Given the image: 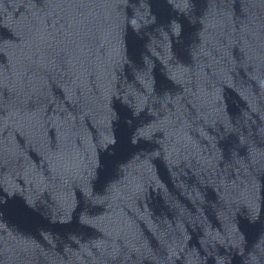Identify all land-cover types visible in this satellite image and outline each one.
<instances>
[{"label":"water","instance_id":"95a60500","mask_svg":"<svg viewBox=\"0 0 264 264\" xmlns=\"http://www.w3.org/2000/svg\"><path fill=\"white\" fill-rule=\"evenodd\" d=\"M0 264H264V0H0Z\"/></svg>","mask_w":264,"mask_h":264}]
</instances>
